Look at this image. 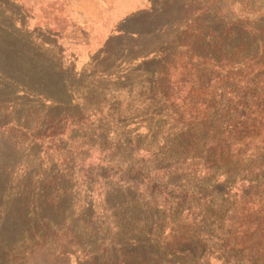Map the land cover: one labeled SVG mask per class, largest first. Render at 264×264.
Segmentation results:
<instances>
[{
    "label": "trees",
    "instance_id": "1",
    "mask_svg": "<svg viewBox=\"0 0 264 264\" xmlns=\"http://www.w3.org/2000/svg\"><path fill=\"white\" fill-rule=\"evenodd\" d=\"M148 1L90 92L2 43L0 264H264V0Z\"/></svg>",
    "mask_w": 264,
    "mask_h": 264
},
{
    "label": "rangeland",
    "instance_id": "2",
    "mask_svg": "<svg viewBox=\"0 0 264 264\" xmlns=\"http://www.w3.org/2000/svg\"><path fill=\"white\" fill-rule=\"evenodd\" d=\"M148 7V0H0V50L4 44L24 56L54 57L69 73L74 92H90L95 85L91 67L105 55L120 52L121 22ZM114 56L116 63L120 57ZM71 67L77 69L75 78ZM53 260L39 257L36 264H57ZM80 263L85 261L64 262Z\"/></svg>",
    "mask_w": 264,
    "mask_h": 264
}]
</instances>
